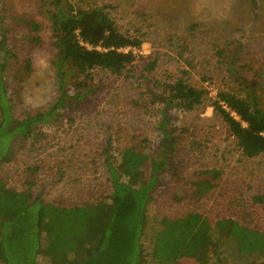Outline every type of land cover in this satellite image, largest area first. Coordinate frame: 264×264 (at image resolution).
<instances>
[{"label":"rangeland","instance_id":"rangeland-1","mask_svg":"<svg viewBox=\"0 0 264 264\" xmlns=\"http://www.w3.org/2000/svg\"><path fill=\"white\" fill-rule=\"evenodd\" d=\"M50 1L0 0V16L8 27L3 48L0 44L1 81L15 117L49 109L61 95L58 49L48 18ZM70 1L82 8L105 6L122 31L143 40L136 52L139 57L127 77L93 71L87 80L93 91L86 99L71 100L67 108L60 109L58 121L43 126V135L35 143L29 140L18 146L15 159L0 165V174L7 175L10 186L26 190L34 198L65 205L111 194L109 154L120 156L124 146L136 143L156 158L160 155L162 104L154 102L153 93L161 92L162 81L184 76L192 85L207 88L212 98L222 87L237 88L241 76L260 82L257 92L262 99L263 91L264 99V0ZM18 12L42 24L40 43L34 44L27 29L17 28ZM4 47L15 56L7 57ZM220 49L224 51L219 54ZM25 58L33 63L26 77L19 73ZM152 60L156 67L150 71L147 65ZM210 103L209 99L207 105L193 110L175 107L168 111L167 126L180 136L170 153L176 170L161 174L148 205L144 264H157L152 251L162 217L199 212L211 223L232 217L264 229V154L243 155ZM191 140L201 141L203 146L194 144L193 149ZM150 167L148 160L146 175H150ZM211 169L219 174L212 177V173L201 172ZM210 177L213 187L195 196V183ZM256 196L262 199L257 201ZM233 245L231 241L225 246L227 264L262 263V256L240 255ZM38 264L49 262L39 256ZM179 264L199 262L183 257Z\"/></svg>","mask_w":264,"mask_h":264},{"label":"trees","instance_id":"trees-1","mask_svg":"<svg viewBox=\"0 0 264 264\" xmlns=\"http://www.w3.org/2000/svg\"><path fill=\"white\" fill-rule=\"evenodd\" d=\"M49 3L61 95L49 109L15 117L0 73V165L15 159L18 146L29 140L35 143L43 135V126L58 121L60 109L67 108L71 100L86 99L93 91L87 82L93 71L129 76V67L139 57L133 48L143 44L142 39L122 31L105 6L82 8L70 0ZM20 20L28 27L31 40L40 43L42 24L28 18ZM6 39L4 34L3 41ZM4 50L7 57L15 56L8 47ZM24 63L28 73L31 60ZM155 67V60L147 65L150 71ZM238 84L237 88L218 89L211 98L207 88L192 85L184 76L162 81L161 92L153 93L154 102L162 104L160 155L156 158L136 143L124 146L120 156L109 154L106 160L113 189L103 198L75 205L46 202L10 186L7 175L0 174V264H38L39 256L46 257L49 264H144L148 205L161 174L176 170L170 153L180 136L167 126L170 108L193 110L207 105L210 99L209 106L227 124L243 155L251 158L264 154V99L263 91L262 99L257 92L260 82L238 76ZM16 139L20 144L14 143ZM200 142L191 140L190 145L193 149L194 144L202 147ZM148 160L150 175L144 170ZM201 172L212 173V177L219 174L216 169ZM212 177L195 183V196L213 187ZM231 241L240 255L252 253L264 258V229L249 227L232 217L211 223L199 212L180 218L162 217L152 255L157 264H179L183 257H193L199 264H227L225 246Z\"/></svg>","mask_w":264,"mask_h":264},{"label":"crops","instance_id":"crops-1","mask_svg":"<svg viewBox=\"0 0 264 264\" xmlns=\"http://www.w3.org/2000/svg\"><path fill=\"white\" fill-rule=\"evenodd\" d=\"M19 14H21V15H19L18 17H19V19L17 20V22H18V26H17V28L19 27V28H24V29H27L26 31H28V27L24 24V22H22L20 19L21 18H27L26 17V14L27 13H25V12H18ZM2 19H3V17H1L0 16V35H1V38H2V41H0V44L2 45V48H3V44H2V42H3V36H4V34H5V30L6 29H8V27H5V26H3V22H2ZM33 20H35V19H33ZM36 21V20H35ZM27 33V32H26ZM34 44H36V43H34ZM29 57V56H28ZM26 61V58L24 59V62ZM25 64L26 63H24V65H22V72L25 74V77L30 73V71H32V65H33V63H31V70L30 71H28V73H25Z\"/></svg>","mask_w":264,"mask_h":264},{"label":"built area","instance_id":"built-area-1","mask_svg":"<svg viewBox=\"0 0 264 264\" xmlns=\"http://www.w3.org/2000/svg\"><path fill=\"white\" fill-rule=\"evenodd\" d=\"M127 49H131V47H127ZM133 49H134L135 52H137V49L136 48H133ZM214 97H216V95Z\"/></svg>","mask_w":264,"mask_h":264}]
</instances>
